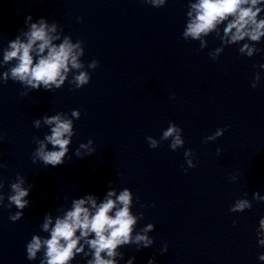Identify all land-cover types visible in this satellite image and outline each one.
Wrapping results in <instances>:
<instances>
[{"label": "clouds", "instance_id": "clouds-1", "mask_svg": "<svg viewBox=\"0 0 264 264\" xmlns=\"http://www.w3.org/2000/svg\"><path fill=\"white\" fill-rule=\"evenodd\" d=\"M141 2L158 9L165 6L168 0H141ZM262 12H264V0H195V2L188 0L187 22L182 38L185 41H199L198 51H200L208 46L206 37L215 33V38L220 40L221 46L208 53L213 61L219 59L225 47L232 45H241L238 54L251 58L261 52L256 45L264 38ZM58 27L60 33H63V28L55 21L49 23L45 18H39L33 22L32 16H27L25 19L27 30H21L3 49L0 68L11 66L3 71L0 82L7 84L11 80L21 84L27 90L22 95L40 89L53 92L60 89L65 81L74 85L73 91L88 85L91 75L87 69L94 71L99 67V61H91L86 69L81 59L85 54L84 42L82 40L73 42L69 35H64L61 39ZM243 41L246 42L241 44ZM252 67L255 69L257 65L253 64ZM259 68L264 70V64H260ZM70 73L71 80H69ZM260 79L259 73H255L250 86L256 89ZM80 118L81 111L74 109L71 111V118L64 112H57L54 115L45 114L42 118L35 119L34 127L40 129L43 124L50 129V134L46 133L43 139L35 138L37 147L32 153V163L39 161L45 167L63 165L65 158L68 157L72 138L76 135L74 120ZM228 127L226 125L224 128H218L213 134L206 136L203 142L216 141ZM3 138V134H0V141ZM146 141L151 149L158 148L163 141H170L169 148L172 151L185 145L183 129L171 121L162 131L159 140L149 135L146 136ZM92 145L91 139L87 143H81L75 150V155L78 158L91 156L95 152ZM216 152L219 155L221 149L217 148ZM184 157L188 168L196 167L192 149H186ZM6 167V164L0 163V169ZM184 171L187 172V169ZM231 179L235 180V177ZM25 184V178L17 173L15 181L9 185L10 193L5 204L3 193L5 184L0 179V207L11 209L15 206L17 209L14 214H9L12 222L21 220L24 209L30 206V201L26 198L33 185L29 184L25 187ZM244 195L246 197L247 193ZM133 198V193L128 188H124L117 195L116 189L111 188L110 182L109 190L100 202L96 196L87 194L72 199L71 207L67 210L58 208L57 212L63 214L57 215L55 219L51 212L46 213L40 230L48 236L33 235L26 244V258L35 261L38 254H42L39 264H72L78 255H82L86 259V264H119V260L124 259L121 248L135 245L139 251L152 247L154 239L149 233L155 230V225L149 223L136 231L138 220L143 219L144 214L133 213ZM136 200L138 202L139 197H136ZM252 201L262 202L264 196L259 192H253L251 201L246 198L237 199L229 211L242 213L250 210ZM256 237L257 245L264 247V217L258 221ZM167 251L165 246L161 254ZM257 258L264 262V253L259 254ZM134 260L135 257H131L126 264H133ZM148 264H155V257L150 258Z\"/></svg>", "mask_w": 264, "mask_h": 264}]
</instances>
